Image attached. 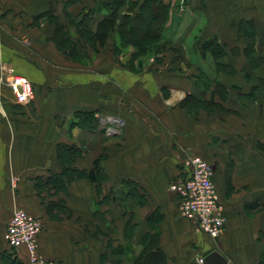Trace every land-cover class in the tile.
<instances>
[{"label":"crops","instance_id":"0c3cea01","mask_svg":"<svg viewBox=\"0 0 264 264\" xmlns=\"http://www.w3.org/2000/svg\"><path fill=\"white\" fill-rule=\"evenodd\" d=\"M162 1L170 11L161 39L170 45L188 41L194 48L216 38L234 58L237 42L245 38L238 27L246 21L255 23L257 41L263 39L264 0ZM65 2L0 0V77L10 66L35 90V100L18 111L7 82L5 87V80L0 82V264H6V253L29 264L26 248L17 253L6 239L16 208L41 219L38 253L54 264H112L119 257L114 249L127 251L131 242L137 255L142 239L156 232L166 264H197L198 257L215 251L228 264H262L264 117L257 116L249 101L259 86L248 93L245 105L243 95L231 93L228 76L222 75L229 117H173L161 85L129 81L134 73L122 66L129 51L115 55L113 37L98 52L90 49L93 61L88 66L56 48L51 41L54 26L48 19H36L52 6L63 10ZM96 2L101 0H84V6L93 9ZM110 14L102 9L99 18ZM58 22L66 25L63 18ZM117 26L110 36L117 34ZM244 49L237 51L244 54ZM241 68L250 73L249 65ZM241 84L234 87H251ZM128 90L148 91L143 95L158 99V114L132 116L124 105ZM93 112L108 117H78ZM195 156L216 169L214 183L227 220L218 239L199 234L192 221L180 217L177 196L170 190L174 180L189 172L185 163ZM98 160L106 175L100 183L73 176L65 180L66 188L64 180L40 185L66 169L91 172ZM130 183L144 204L129 211L125 196ZM128 254L123 264H129Z\"/></svg>","mask_w":264,"mask_h":264},{"label":"rangeland","instance_id":"374dc122","mask_svg":"<svg viewBox=\"0 0 264 264\" xmlns=\"http://www.w3.org/2000/svg\"><path fill=\"white\" fill-rule=\"evenodd\" d=\"M56 1L57 0H54V2ZM65 1L66 2L63 10H57L55 6H52L46 13L39 15L36 20L40 21L48 19L55 29L54 36L52 37L51 41L56 46V48L59 50L56 45V40L63 36L66 37L69 42L68 48L72 49L73 45H75V49L79 53V60L75 61L80 65L88 66L93 61L92 53L95 48L90 43H88L85 38L86 36L82 35L84 30L80 32L75 22L77 19H81L83 14L86 12L88 13L91 9H88L86 6H84V0ZM102 1L104 0H101L99 3L96 2L94 4V8H104V2ZM138 1L140 3L143 2L141 0H127L125 8L129 9L128 5L130 3L134 4ZM108 2L111 4L113 0H108ZM108 2L107 5L109 4ZM76 5L80 8H77ZM108 8L106 10L111 12V10H108ZM125 8L122 10L123 12H120L118 23H120L122 18H124V16L127 14ZM100 13L101 10H99L97 13H94L93 15L91 24V28L93 30L96 28V26H94V22H99L102 19V17L99 18ZM60 18H63V21L66 23L65 26H60L58 22ZM35 23L37 24L38 22ZM110 37H113V53L115 55H120L124 50L129 51L128 58L123 59L125 62L122 63L123 67H128L129 71L134 73V76H131L129 81H146L161 85V97H163V102H166L169 109L173 107V110L171 109V111H173V117H229L230 114L228 113L230 112L226 111L224 108V102L227 96L225 93H222V88L220 86V77L222 75L223 78L224 75L228 76V78H226L228 80V88L230 90L233 89V91H230L231 93L237 92L243 95L242 103L245 105L249 100L246 99L249 97L247 96L248 93H251L252 88L258 85L259 88L257 89H259V91L254 90V88L253 91L255 94L251 96V98L249 97V101L251 105H255L257 116L264 117V80L261 79L264 78V61L259 58V61L252 62L248 58V53H250L249 50L252 49L254 50L253 56L260 57L262 55L264 57V50L262 53V49L259 48L258 44V46L255 44V46H253L254 48H250L249 46V50H247V45L249 43H247L245 38L239 36L240 40L237 42L236 46L240 50L245 47L243 50L244 54L239 53L237 51L239 49L236 48V54H234V58H232L227 52V50H229V46L226 45V43L220 42L218 40L215 41V43H210L214 41L212 40L213 38L204 42L196 43L194 48V43H189L188 41H184L186 43L177 42L175 44L172 42V45H170V42H164L161 39L156 44L150 46L149 49L145 50L144 54L137 57V54L140 50L133 46L125 48L122 47V51L119 53L117 52L119 51L118 48L120 47L121 43V36L119 33ZM184 46L188 54H186ZM90 49L93 50L91 51L92 53L90 52ZM231 60L233 62L230 64ZM246 60L248 61V64L246 63ZM244 63L246 66L249 65L251 67L250 73H244V71L241 70V67ZM224 69L225 72L222 71ZM247 82L251 84L250 88L244 87L239 89L234 87L235 84L239 86L242 85L241 83L246 84ZM4 83L5 84H3L2 87L7 86L6 81H4ZM260 88H262V90H260ZM146 92L148 93V91ZM146 92L144 90H128V100L124 102V105L127 106L132 116L136 115L137 117L138 115L139 117H150L152 114H158L157 109L162 104L158 102V99L144 96L143 94H146ZM139 96H142L144 99L142 100ZM13 102L15 103V101ZM32 102L26 105L15 103V108L20 111L21 109H24L25 106H29ZM248 114V109H246L245 115ZM94 117L108 116L94 113ZM112 117L117 116L113 114ZM105 120L107 119L105 118ZM102 121H104V118H102ZM211 165L214 169V172H216L214 165ZM216 191L219 197L217 186ZM64 219H66L65 216ZM130 258L131 257H129L128 260Z\"/></svg>","mask_w":264,"mask_h":264},{"label":"trees","instance_id":"16d2710c","mask_svg":"<svg viewBox=\"0 0 264 264\" xmlns=\"http://www.w3.org/2000/svg\"><path fill=\"white\" fill-rule=\"evenodd\" d=\"M103 7L111 10V14L105 18H102L99 22H97L95 30L91 28L93 15L94 13L99 12L104 8H93L88 13H84L81 19H77L75 22L78 26L80 32H82L83 36H86V40L90 43L95 50H98V47H104L107 43L112 32H115V28L117 26V33L121 36L120 47L118 48V53L122 51V47L133 46L136 49L140 50L137 54V57L144 54L145 50L149 49L150 46L156 44L161 40V35L164 30V26L168 21L170 7L165 5L162 0H145L142 3L139 1L137 3H130L128 5L130 14H126L122 21L118 23L120 12L125 8L127 0H113L110 4L108 0L102 1ZM107 2L110 4L107 5ZM106 8V9H107ZM138 9V13L132 15ZM89 14V16H88ZM240 35L244 36L249 43L247 46V50L250 48H254L255 44L259 45V48L262 49L264 45V36L263 39L258 42L257 41V27L253 22H243L239 25ZM212 42L215 43L217 41L216 38H213ZM68 40L66 37H60L56 40V45L60 51L64 52L68 57L73 60H79V53L75 49V45H73L72 49L68 48ZM116 45V44H115ZM248 58L253 61H259V58L264 61V57L261 55L253 56L254 50H249ZM228 66V65H227ZM225 71V69H224ZM222 87V85H220ZM78 117L86 120H93L94 113H79ZM69 150H74L70 148ZM74 177L78 179H87L92 182H101L106 178L103 168L101 167V160L96 162L95 168L91 172L86 171H76V170H67L62 175H52L47 180V183H41V186H45L51 183H61L63 182V186L66 188L67 181L66 179H72ZM126 199H128V209L133 210L134 208L143 205L144 199L142 195L138 193V189L134 183L129 184V189L126 193ZM158 232L154 235H146L141 242V251L139 254H133V246L129 243L127 247V251H124V248L114 249V254H117L119 257L117 260L112 261V264H123L125 261V254L129 252L127 255L129 259V264H166L165 253L158 246ZM133 254V255H132ZM4 261L6 264H23L14 254L6 253L4 255ZM104 261V260H103ZM264 264V262H262Z\"/></svg>","mask_w":264,"mask_h":264},{"label":"built area","instance_id":"2783aa9c","mask_svg":"<svg viewBox=\"0 0 264 264\" xmlns=\"http://www.w3.org/2000/svg\"><path fill=\"white\" fill-rule=\"evenodd\" d=\"M3 72L0 82H7L15 103L26 105L35 100L34 86L26 76L16 73L10 66H5ZM108 121L111 122L110 119ZM185 166L189 172L170 185V190L178 199V213L183 219L192 221L199 234L218 239L227 220L216 191L214 169L201 157L191 158ZM42 229L41 219L30 215L24 209L16 208L6 227L7 243L17 253L21 247H25L29 264H54L38 253ZM204 259L198 257L197 264H204Z\"/></svg>","mask_w":264,"mask_h":264},{"label":"water","instance_id":"95a60500","mask_svg":"<svg viewBox=\"0 0 264 264\" xmlns=\"http://www.w3.org/2000/svg\"><path fill=\"white\" fill-rule=\"evenodd\" d=\"M204 264H228V261L217 251L206 256Z\"/></svg>","mask_w":264,"mask_h":264}]
</instances>
